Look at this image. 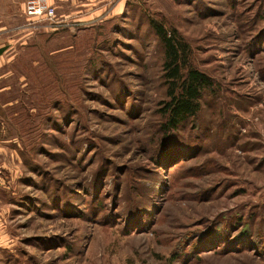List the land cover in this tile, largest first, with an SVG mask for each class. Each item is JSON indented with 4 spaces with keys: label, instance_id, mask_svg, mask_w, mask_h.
<instances>
[{
    "label": "rangeland",
    "instance_id": "rangeland-1",
    "mask_svg": "<svg viewBox=\"0 0 264 264\" xmlns=\"http://www.w3.org/2000/svg\"><path fill=\"white\" fill-rule=\"evenodd\" d=\"M0 0V264H264V0ZM176 30L213 89L164 132Z\"/></svg>",
    "mask_w": 264,
    "mask_h": 264
},
{
    "label": "trees",
    "instance_id": "trees-1",
    "mask_svg": "<svg viewBox=\"0 0 264 264\" xmlns=\"http://www.w3.org/2000/svg\"><path fill=\"white\" fill-rule=\"evenodd\" d=\"M165 50L164 79L168 86V101L163 104L160 116L164 132L177 131L194 120L202 108L206 93L213 89L212 79L195 69L190 61V47L176 30L168 31L152 22ZM5 50L0 48V57Z\"/></svg>",
    "mask_w": 264,
    "mask_h": 264
},
{
    "label": "built area",
    "instance_id": "built-area-1",
    "mask_svg": "<svg viewBox=\"0 0 264 264\" xmlns=\"http://www.w3.org/2000/svg\"><path fill=\"white\" fill-rule=\"evenodd\" d=\"M25 15L37 21L53 20L56 18V10L49 0H27Z\"/></svg>",
    "mask_w": 264,
    "mask_h": 264
},
{
    "label": "crops",
    "instance_id": "crops-1",
    "mask_svg": "<svg viewBox=\"0 0 264 264\" xmlns=\"http://www.w3.org/2000/svg\"><path fill=\"white\" fill-rule=\"evenodd\" d=\"M3 60V55L0 57V62Z\"/></svg>",
    "mask_w": 264,
    "mask_h": 264
}]
</instances>
